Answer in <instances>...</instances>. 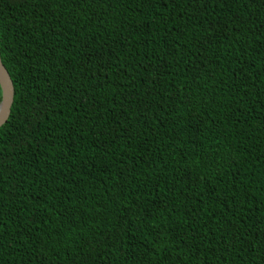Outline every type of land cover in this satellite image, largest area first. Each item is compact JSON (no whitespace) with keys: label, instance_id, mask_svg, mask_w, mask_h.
I'll use <instances>...</instances> for the list:
<instances>
[{"label":"trees","instance_id":"obj_1","mask_svg":"<svg viewBox=\"0 0 264 264\" xmlns=\"http://www.w3.org/2000/svg\"><path fill=\"white\" fill-rule=\"evenodd\" d=\"M0 59V264H264V0H0Z\"/></svg>","mask_w":264,"mask_h":264},{"label":"water","instance_id":"obj_2","mask_svg":"<svg viewBox=\"0 0 264 264\" xmlns=\"http://www.w3.org/2000/svg\"><path fill=\"white\" fill-rule=\"evenodd\" d=\"M0 127L7 121L14 98V88L9 74L0 59Z\"/></svg>","mask_w":264,"mask_h":264}]
</instances>
